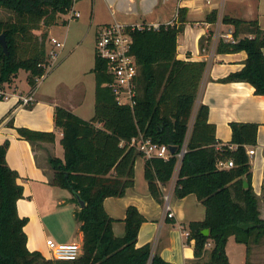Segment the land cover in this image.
Segmentation results:
<instances>
[{
    "label": "trees",
    "instance_id": "trees-1",
    "mask_svg": "<svg viewBox=\"0 0 264 264\" xmlns=\"http://www.w3.org/2000/svg\"><path fill=\"white\" fill-rule=\"evenodd\" d=\"M75 0H0V6L15 14V19L0 20V36L8 44V53L0 43V87L17 77L24 69L28 83L35 88L37 77L46 74L50 65L44 40L38 43L33 32L59 24L60 15L67 14ZM187 9L178 11V21L162 23L158 28L147 24L130 25L131 52L139 64L136 78L137 95L134 106L119 104L109 83L107 61L95 55V113L86 120L72 110L56 106L55 124L63 131L61 143L64 157L53 158V183L69 189L72 200L79 204L77 195L86 203L75 212L84 233L83 252L72 264H174L153 253L150 243L137 247V238L144 215L135 206L126 212V232L116 236L114 219L107 213L104 200L109 196H123L135 182V161L142 155L130 142L143 135L160 144L176 146L177 151L187 142L181 160L175 193L182 198L195 194L206 207L203 221L188 225L189 239L194 240L195 262L229 264L226 245L230 236L247 249V264L251 249L264 238V218L260 217L258 196L252 187V169L248 146L257 144V122L232 121V139L221 144L216 137V126L209 122V107L201 103L196 111L191 132L189 123L206 69L205 61H185L176 57L179 34L187 22ZM216 12L207 21L216 22ZM233 24L235 42L220 40L218 52L248 54L244 67L232 72L221 82L242 81L264 95V38L257 20L245 21L224 17ZM245 28L252 37H239ZM28 49L31 53L25 52ZM29 50V51H30ZM0 99H2L0 97ZM13 125V122H10ZM20 136L34 142H54V132L26 127L17 128ZM9 140H0V264H58L67 260L46 259L40 251L27 246L24 229L28 217L18 213L17 202L24 197L20 175L10 167L6 155ZM233 160L234 166L220 168V161ZM178 162L176 153L169 159L151 158L145 163V177L152 195L161 199L160 183L173 175ZM248 186H245L244 180ZM209 228L208 236L203 229ZM214 246L208 251L207 244ZM192 263V264H193Z\"/></svg>",
    "mask_w": 264,
    "mask_h": 264
},
{
    "label": "crops",
    "instance_id": "crops-1",
    "mask_svg": "<svg viewBox=\"0 0 264 264\" xmlns=\"http://www.w3.org/2000/svg\"><path fill=\"white\" fill-rule=\"evenodd\" d=\"M79 3L91 6V25L95 23L96 33L99 27L114 22L128 25L174 23L178 21L179 9H187V22L178 36L176 57L185 61H205L207 64L190 123H194L199 105L207 104L209 122L216 126V137L224 144L232 139V121L260 124L257 144L247 149H255L254 154L249 155L252 187L258 196L260 217L264 218V95L256 94L255 87L248 82L219 81L241 70L248 54L245 50L217 51L220 40L231 42V38H235V27L224 23L225 16L245 21L257 20L264 38V0H75L74 6ZM212 12H216V22L207 21ZM64 15L63 18L67 20ZM252 36L245 28L239 31L240 38ZM40 81L35 89L29 83L26 88H20L17 83L1 88L8 97L0 99V140H9L6 158L10 167L18 171V181L24 187V197L18 200L17 208L21 217H28L24 227L28 236L27 246L31 251H40L46 259H54L51 252L48 254V239L57 242L78 239L81 243L84 239L81 223L75 217L80 205L72 200L73 194L69 189L53 183L55 170L51 160L64 157L61 143L63 131L55 124V108L66 107L86 120L93 115L86 116L80 112L85 106L82 88L64 94L58 86L49 85L41 89L43 83ZM33 90L34 103L28 106L22 104L21 96ZM18 127L54 132L56 138L54 142H31L20 136ZM146 160L143 155L136 158L134 185L127 188L123 196H109L104 200L107 213L114 219L113 231L116 236H124L127 209L135 206L146 218L140 227L136 246L150 243L153 253L159 254L164 260L174 264H192L196 260L195 242L185 235V231L190 222L205 219L206 207L195 194L182 198L176 195L181 161L177 162L171 179L160 183L161 199L155 198L145 177ZM165 196H168L172 217L166 210ZM63 226L69 232L65 236L60 234ZM259 245H264V238L254 244L251 251ZM213 246L210 241L207 244L208 251ZM226 252L229 264H247L246 246L237 242L234 236L228 239ZM206 258L207 255L205 260L193 264H210ZM71 262L60 261L58 264Z\"/></svg>",
    "mask_w": 264,
    "mask_h": 264
},
{
    "label": "rangeland",
    "instance_id": "rangeland-1",
    "mask_svg": "<svg viewBox=\"0 0 264 264\" xmlns=\"http://www.w3.org/2000/svg\"><path fill=\"white\" fill-rule=\"evenodd\" d=\"M73 9L79 10L80 17L73 18L71 14ZM91 6L79 3L75 4L66 15V19L60 15L59 24H55L50 28L36 29L33 32L37 35L38 43L42 42L43 31L47 30V36L44 40V47L47 54H49L50 66L46 71V76L42 77L41 89L58 86L62 93L69 92V90H80L82 88V95L85 100V106L80 112L86 116L94 115L95 113V74L93 68L95 65L96 55V27L95 23L91 25ZM15 14L0 6V20L15 19ZM51 38H56L64 43L62 48L56 47L51 41ZM28 49L27 54L32 50ZM55 50L58 54L54 60L50 53ZM28 72L24 69L20 70L17 77L9 83H5L1 88L17 83L20 88H26L28 84ZM57 87V88H58ZM28 106V105H27ZM193 123L189 124L191 131ZM68 231L66 226L60 231L62 236ZM69 233V232H68ZM61 240V239H59ZM78 241V239H77ZM262 244V243H261ZM250 254V261L253 264H264V245L254 246ZM50 255V251L48 250Z\"/></svg>",
    "mask_w": 264,
    "mask_h": 264
},
{
    "label": "built area",
    "instance_id": "built-area-1",
    "mask_svg": "<svg viewBox=\"0 0 264 264\" xmlns=\"http://www.w3.org/2000/svg\"><path fill=\"white\" fill-rule=\"evenodd\" d=\"M79 11H74L71 17H80ZM128 24L121 22H114L103 25L98 28L96 34V53L102 59L107 61V71L111 74L113 80L109 83L113 93L119 104L134 106L135 97L137 95L136 78L139 74V64L136 56L131 52L132 36L128 31ZM158 28L159 25H149ZM51 41L56 47L62 48L63 42L56 38H51ZM235 38H231V42H235ZM59 53L52 50L50 56L55 60ZM50 66V65H49ZM47 66V70L49 68ZM46 76L45 74L42 76ZM42 77H37V83ZM35 89V88H34ZM0 97L7 98L5 91L0 90ZM21 103L24 105H32L35 101L34 90L25 96H21ZM224 143L218 144V146ZM131 146H135L146 159L164 158L169 159L174 153L171 152L170 146L160 144L143 135L133 137ZM187 151V142L183 144L179 151H176L178 161H181ZM249 155H253L254 148L247 150ZM220 168H228L234 166L233 160L220 161L218 163ZM166 210L170 217L173 213L168 204V196H165ZM185 235L189 236V230L185 231ZM47 245L50 249L51 255L54 259L75 261L83 252V244L78 241L72 242H57L53 239L47 240Z\"/></svg>",
    "mask_w": 264,
    "mask_h": 264
},
{
    "label": "water",
    "instance_id": "water-1",
    "mask_svg": "<svg viewBox=\"0 0 264 264\" xmlns=\"http://www.w3.org/2000/svg\"><path fill=\"white\" fill-rule=\"evenodd\" d=\"M0 43L3 46L4 51L6 53H8V44H7V41H6L5 36L3 34L0 36ZM170 150L172 153H175L177 151V147L171 146ZM244 182H245V186H248V182L246 179L244 180ZM77 198H78V202H79L80 207H85V205H86L85 201L83 199H81V197L79 195H77ZM202 232L204 235L208 236L210 234V229L205 228V229H203Z\"/></svg>",
    "mask_w": 264,
    "mask_h": 264
}]
</instances>
